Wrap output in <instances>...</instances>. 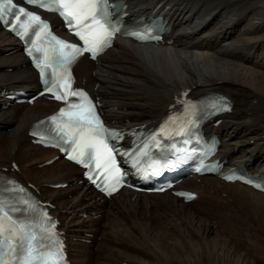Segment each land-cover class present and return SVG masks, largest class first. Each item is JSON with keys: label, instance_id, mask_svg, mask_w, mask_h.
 I'll use <instances>...</instances> for the list:
<instances>
[{"label": "bare ground", "instance_id": "6f19581e", "mask_svg": "<svg viewBox=\"0 0 264 264\" xmlns=\"http://www.w3.org/2000/svg\"><path fill=\"white\" fill-rule=\"evenodd\" d=\"M124 1L130 17H161L168 32L160 46L120 40L98 62H79V85L100 99L106 119L118 128L151 127L186 90L192 97L221 94L233 111L218 128L208 125L210 135L225 141L218 158L226 169L264 174V0ZM1 89L35 92L39 84L19 43L0 27ZM7 102L0 95V130H10L0 135V172L34 184L56 206L52 213L74 264H252L241 239L249 236V225H264V194L214 178L202 187L188 178L178 189L199 193L196 202L184 203L171 192L148 197L126 189L107 200L82 182L76 166L64 160L44 166L56 152L32 143L31 126L57 104L43 97L33 106L4 109ZM61 183L69 187L53 188ZM141 239H149L161 258L136 243ZM250 240L264 253L261 234Z\"/></svg>", "mask_w": 264, "mask_h": 264}, {"label": "snow or ice", "instance_id": "6c2138e0", "mask_svg": "<svg viewBox=\"0 0 264 264\" xmlns=\"http://www.w3.org/2000/svg\"><path fill=\"white\" fill-rule=\"evenodd\" d=\"M30 2L37 3L43 8L49 7V3H45L44 0H30ZM50 2L59 5V9L63 10L62 14L71 18L70 23L75 21L79 25L82 21L85 22L84 31H76V35L84 42L85 47L79 48L75 44L52 37L55 66H53L51 59L45 52L43 60L37 64V67L41 69L42 76L45 68H53V79L44 80V84L47 91L56 100L67 102L69 96L80 98V103H72L67 109H61L59 117L67 116L68 119L58 125L57 131L65 143L75 146L72 151L78 152V156H69V159L76 160L78 157L85 155L92 158L93 151L97 156L99 155L105 134L113 136L118 134L115 132L109 133L104 128L95 111V105L86 93L71 90V74L67 71L66 65L70 64L75 56L81 52H89L95 57L97 52L102 50L107 40H110L116 32L121 31L119 20L113 22V14L109 11V8H115L116 12L119 13L122 6L119 3L110 5L108 0H50ZM14 8L15 5L12 0H0V21H5V16ZM18 13L26 16L30 22L40 23L39 17L27 13L23 8H19ZM12 14L15 15L16 19H19V15ZM24 27L26 31L28 26L25 25ZM46 28L47 25L45 24L41 31ZM131 34L140 40L159 39L158 36L152 37L147 32ZM65 49L71 51L67 52ZM29 55H31V50H29ZM56 67L62 70V75L59 77H57ZM60 89H63V91H60ZM193 107L195 106L193 105ZM211 107L220 110L215 102L211 104ZM220 107H223V105ZM51 119L54 123L58 121V117L55 116ZM103 148L106 150L109 160H111V149H108L106 144H103ZM9 190L24 191L22 188L16 189L15 187ZM23 203L29 204V201L24 200ZM29 207H31L30 204ZM17 211L20 210L10 205L3 197V192L0 191V236L5 230H8L10 235H19L18 243L0 240V264H61L63 260L62 243L53 231L55 223L50 220L47 213L43 212L40 222L37 223L14 218L11 213ZM24 211H27V209Z\"/></svg>", "mask_w": 264, "mask_h": 264}, {"label": "rangeland", "instance_id": "374dc122", "mask_svg": "<svg viewBox=\"0 0 264 264\" xmlns=\"http://www.w3.org/2000/svg\"><path fill=\"white\" fill-rule=\"evenodd\" d=\"M9 72H11V71H9ZM4 132H10V130L9 129H4L3 131H1L0 130V135H2V134H6V133H4ZM207 180V181H206ZM217 183H219L220 181L219 180H217V179H214ZM208 181H210V178H207V179H201V180H197V181H195L196 183H198V184H204V185H206L207 183H208ZM201 182H203V183H201ZM215 182V184L217 185V183ZM150 197V196H149ZM195 209V208H194ZM159 214V212L158 213H156V215L157 216H160V214ZM208 216V218H206L207 219V221H210V223H212L215 227H216V229L219 227V228H221L220 226H219V223L217 222L218 220H212L213 219V217H212V215H207ZM86 218V217H85ZM101 217L99 216L98 217V219H100ZM158 219V218H157ZM165 219V217H163V220ZM211 219V220H210ZM249 221H253L254 219H248ZM211 221H213V222H211ZM126 222V221H125ZM127 223V222H126ZM134 223V222H133ZM217 225V226H216ZM250 227H249V229H248V234H249V236L247 235V237L246 238H244L243 240L241 239V243H242V245L243 244H246V245H249V248H251V249H249L248 248V250L246 249V252L248 251V257H250V261H251V263L252 264H264V253H261L260 251H259V249H258V246L257 245H254V241H251L250 240V237L253 239L256 235H258V234H261V236L263 237V239H264V225H258V229H257V227H255V226H252V225H249ZM263 228H262V227ZM167 229L168 230H172V227L170 226V227H167ZM256 229V230H255ZM255 233H257V234H255ZM192 236H193V238H194V240H195V242H197L198 244L200 243L201 245L203 244V241L199 238V236H196L195 234L193 235L192 234ZM198 237V238H197ZM201 240V241H200ZM142 241H144V242H142ZM199 241V242H198ZM232 243L233 244H235V239L233 240L232 239ZM146 242H149V243H147L146 244ZM136 243H138L139 245L141 244V247H143V248H148L149 250H151V251H153V254H155L157 257H159V258H161V256H162V254L159 252V250L157 249V248H155L154 247V245L152 244V245H150L151 244V242L149 241V239H147V240H145V239H141V240H139V241H136ZM143 243V244H142ZM241 243H238V246L240 245L241 246ZM87 245H89V246H92V242L91 241H88L87 243H86ZM108 244H111V243H108ZM150 246H149V245ZM152 246V247H151ZM200 246V245H199ZM256 246V247H255ZM256 248V249H255ZM256 251H255V250ZM250 250V251H249ZM254 250V251H253ZM259 251V252H258ZM258 260V261H257ZM122 264H126V263H122Z\"/></svg>", "mask_w": 264, "mask_h": 264}]
</instances>
